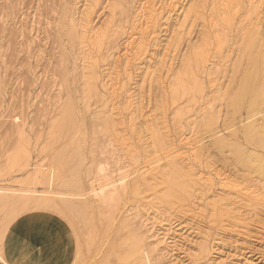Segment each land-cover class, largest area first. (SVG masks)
<instances>
[{"label": "rangeland", "instance_id": "obj_1", "mask_svg": "<svg viewBox=\"0 0 264 264\" xmlns=\"http://www.w3.org/2000/svg\"><path fill=\"white\" fill-rule=\"evenodd\" d=\"M144 1L0 0V188H11V190L33 189L37 193L49 190L56 195H53L52 199L58 200V203L66 201V204L70 205L69 207L75 213L72 216L76 221L72 222L73 225L75 222V225L71 227V225L69 226L71 223H66L62 216L59 215V210L50 209V211L49 209L42 210L29 207L27 210L18 213V217L15 218L9 230L13 226L18 227V236L23 242L25 241L24 244L28 247L29 255H36L39 252L43 253V249L46 247L43 246L45 241H49L51 238L57 239V235H65V240L70 243L69 251L66 255L70 259L75 260L76 263L73 260V264H85L86 262H88L86 264H121L117 257H111L110 259L104 257L112 243L120 245L121 242H118L119 238L120 241L126 239L129 232L137 235V238L143 244L145 243L148 250H152H147L151 255L148 254L150 256L149 259L151 258L150 264H264V206L261 208L256 207L257 211L252 206H250L252 210L249 209L246 206L248 202L245 200L246 204H243L244 201L242 202L239 187L241 186V189H243L247 187L246 185L249 186L251 184L260 186L261 183L264 184V179L258 176L255 177L256 174L254 175L250 172V178H252V181L255 180V182L249 181L250 178L248 177V179L246 178L248 184L246 181L242 182L245 179L243 176L247 172L243 175L239 166H230L232 162L230 161V156L227 155L228 153H224L225 157L227 156V159H225L226 163L222 154L209 146L208 148L206 145L208 144V139H210L211 130L215 127L222 129L225 134L228 133L229 125H224L222 120L230 116V108L227 109L228 95L240 79L239 71L242 68V61L239 66V62L237 61L241 58V52L238 47H242L239 40H242L243 43V38L240 36H242L241 33L244 32V27L247 24V20H249L245 17L246 15L248 16L245 12H247L249 0H235L236 4L234 0H232L233 3L229 0L233 4V6L229 5V7L227 6L229 1L224 0V2L226 1L224 5L227 7L222 3L220 9L219 4L221 5V1L219 2V0H173L175 2L164 0L167 3L163 0ZM147 1L150 3L153 1L155 4L152 2L147 5ZM217 1L218 3H216ZM254 1L258 7L257 10H260L259 17L262 19L260 21L263 23L262 29L264 31V0ZM168 2L170 6L173 3L174 5L170 7ZM189 2L192 3L190 4ZM138 3L144 4L145 7H152V4H154L152 8L154 9L155 16L152 18V22L148 24L147 29L141 30L143 34L136 35L134 44L125 45L130 42V40H127V37L133 32H131V24L135 20L133 16L135 15L134 17H136L138 15V13L136 14L137 9L142 7ZM156 4L157 6L159 5L158 8ZM225 8H229L227 9L228 11ZM158 9H163L160 11L162 14L157 13ZM187 9L190 14L189 12L188 14L186 13ZM223 9L226 10V13ZM211 10L214 13L213 15ZM184 13L187 15L184 16ZM251 16L253 17V15ZM251 16L248 18H251ZM78 17L79 19L85 18L78 20ZM224 17L228 19V22L226 19H222ZM72 22L79 25L74 24L76 27H73ZM89 22L91 26L88 24ZM69 25L71 28H74L71 39L68 37L71 29ZM83 26H86L87 30L90 29L88 37H92L93 32L96 30L101 33L104 30L103 33H105H102L103 36L100 42L95 43L92 41V38L89 40L84 39ZM76 28L79 31H76ZM94 29L96 30L93 31ZM116 29H119V31ZM80 31L81 33L83 32L82 35H79ZM75 32H79L78 35ZM151 32L154 34H151ZM75 35H77V39L81 37L80 40H77ZM135 42L139 43L141 48ZM232 42L234 43L232 44ZM132 51L135 52L133 53ZM125 52L128 56H126ZM121 53L124 55L122 54L123 56H121ZM200 53H203L205 58ZM192 54H194L195 58ZM162 57H164L163 60ZM229 61L234 64V67ZM119 66L121 67L119 68ZM147 67H150V69ZM151 69L153 70L151 71ZM189 70L192 77H195L198 83L197 85L195 82L196 86L192 83L190 89L193 90L189 94L190 96L175 87L177 81L187 84V80L189 81L191 77L188 76ZM127 71L129 72L127 73ZM153 71L158 72L154 73ZM147 72L151 76L147 75ZM229 74L231 77H229ZM113 82H115L114 85H117H115L117 91L114 95L117 94L115 97L111 95L110 100L109 96L110 92H112V87L110 86ZM230 82L231 85H229ZM103 85L104 87H102ZM108 88H110V92L108 90L107 94L106 90ZM219 88L220 91H218ZM220 92L223 96H221ZM118 96L119 98H116ZM190 97H193L192 103ZM131 100L132 103H130ZM188 101H190L189 104H187ZM216 108L221 110L220 113ZM68 109L69 111H67ZM202 109L206 110V112L208 111V115L210 112V115L213 117L218 112L221 117L218 120V125L211 126L210 129L208 128L209 131L205 126H202L201 112L203 111L200 112ZM240 114L244 116L245 112L241 111L235 115L236 121L239 120L237 118H239ZM163 128L166 129L164 130ZM205 128L206 130H204ZM55 130L56 133L54 132ZM153 131H155L154 135H152ZM209 132L211 133L207 135ZM203 133L206 135L204 136ZM194 137L195 139H204L205 148L201 150L198 149L200 147H197L194 150V156L189 159L190 161L184 160V162L182 161V163L178 164L184 168L181 169L184 171L183 173L189 174L192 170V172H212L211 174L215 172V174L219 173L221 176L228 177V180L231 177L228 182L232 184L227 183L230 186L234 185L233 182L239 186L237 188L234 185L233 188H236V190L234 189L233 191H230V186L228 187L229 189L226 186V189L221 186L219 188V183L214 179L212 188L211 186H207L208 188L205 186L206 189L203 187L200 192V188L197 189L196 187L194 189L195 187H193L194 190L192 188L191 191L188 190L190 194H181L179 197L180 199L182 198V202L178 198L177 200L175 199L176 201H171V199L167 198L169 200L168 203H161V201H158V198H161L163 195L164 184L162 185L160 182L161 176L158 174L160 171L161 173H165L172 167L171 165L169 167L168 160L165 159L164 154L167 148H169L168 146L172 148L173 145H180V138H188L192 142ZM205 138L208 139L205 141ZM164 139L168 141L166 142ZM20 147H23V149H18ZM206 147L208 150H206ZM154 153L158 155L157 159ZM24 154H27L29 158L26 165V167L28 166L27 168H22L25 160L23 158L25 157ZM153 160H158L159 163L156 165L152 164L153 167H158H155L157 175H153L152 178L154 176L159 177L152 179L149 175H140L142 171L147 168L149 169V163L150 161L153 162ZM197 160L199 163L196 162ZM50 166L58 169V176H55L47 187L43 176L45 177L46 172L52 169L49 168ZM37 167L39 168L37 171L40 170L38 175L36 171H33V168ZM98 169H103L100 174H97ZM41 171L43 176L41 175ZM120 176H123L122 182H119ZM97 177L101 182L104 179L106 180V177L107 180L109 177V180L111 178L114 179V181L113 179L111 181L116 183L114 184L116 186L114 187V192L118 196L117 201L119 205L111 209L108 207H98L99 204L96 199L91 198L92 195H90V187ZM257 178L258 180L260 178L263 180L256 181ZM263 184L261 186L264 187ZM243 185L245 186L243 187ZM233 188L231 187V189ZM132 189L138 191H136L137 195L131 193ZM159 192L162 194L160 193L161 195L159 194L158 196ZM228 192L230 193L229 196L231 195L230 200L233 199L235 204L232 212L238 215L241 214L238 217V215L236 216V214L230 212V214L232 213V217L235 215L234 219L232 218L233 221L231 218L227 219L223 214L216 216L213 214L215 212L210 206L214 198L217 196L221 198L222 195L224 197L221 200L226 198L224 201L229 203L230 200L229 202L227 200L229 198L225 197V195H228ZM219 193L222 195L220 194L219 196ZM212 196L215 197L211 199ZM231 197L234 198L231 199ZM237 198L239 204L235 202ZM239 198L241 201H239ZM151 201L154 202L152 203ZM240 202H242L240 207L243 205L244 208H240L242 211L239 212L238 205H240ZM227 203L224 202L222 205ZM81 204L83 206L85 204L84 207L86 209L83 216H80L79 207H81ZM228 207L231 210L232 205ZM235 207L239 210H234ZM196 208L197 210H195ZM221 208L224 209V212L228 210L226 207ZM191 210L195 213H191ZM246 210L248 212L251 210V217L245 216V214L250 215ZM243 211L247 213L244 214ZM256 212L258 213L257 216L255 215ZM6 214V211H0L1 222L7 218ZM153 214L154 216H152ZM212 215L215 216L212 217ZM84 216H88L89 219ZM168 216L171 217L169 218ZM221 216L224 218H221ZM253 216L256 217L253 219ZM84 219H87L88 222ZM245 220H249L248 222L250 223L247 229H245L247 225L242 226L245 224ZM237 222L243 224H236ZM87 223L89 224L87 225ZM122 223L125 224L123 225ZM167 226L171 230L167 229ZM165 227L166 229H164ZM76 239L79 241L78 244ZM195 243L201 244L197 245ZM203 244H206L208 247L207 255H204L200 251ZM154 248L156 249L155 251ZM44 252L45 255H50V250H44ZM90 258L94 261L89 262ZM77 259L79 261H76Z\"/></svg>", "mask_w": 264, "mask_h": 264}, {"label": "bare ground", "instance_id": "obj_2", "mask_svg": "<svg viewBox=\"0 0 264 264\" xmlns=\"http://www.w3.org/2000/svg\"><path fill=\"white\" fill-rule=\"evenodd\" d=\"M93 1V0H92ZM144 1V0H143ZM150 1V0H149ZM153 1H155V0H153ZM152 1V2H153ZM164 1V0H163ZM170 1H172V2H175V1H173V0H170ZM169 1V2H170ZM178 1V0H177ZM176 1V2H177ZM195 1V0H194ZM202 1V0H201ZM200 1V2H201ZM221 1V2H220ZM227 2L229 1V0H226ZM225 1V2H226ZM239 1V0H238ZM248 1V0H247ZM85 2V1H84ZM100 2V1H99ZM120 2V1H119ZM145 2V1H144ZM148 2V1H147ZM151 2V3H152ZM165 2V1H164ZM169 2H168V5H169ZM172 2H170V3H172ZM219 2L221 3V5L219 4V9H220V6H222V3H223V5H224V0L222 1V0H219ZM231 2L233 3V1L231 0ZM88 3V2H87ZM142 3V2H141ZM141 3H138V4H140L141 5ZM150 2H148L147 3V5L149 4ZM150 3V4H151ZM154 3V2H153ZM159 3V2H158ZM165 3H167V2H165ZM190 3V2H189ZM192 3V2H191ZM190 3V4H191ZM216 3H218V1L216 2ZM234 3L236 4V2H235V0H234ZM95 4V3H94ZM126 4V3H125ZM155 4V3H154ZM154 4H152L153 6H154ZM176 4V3H175ZM189 4V5H190ZM248 9H247V12H245V13H247L248 14V16L246 15L245 17L247 18V19H249V20H247V24H246V26L244 27V32H243V30H242V32L243 33H241L242 34V36H240L241 38H243V43H242V40H239V41H241V46L242 47H238V48H240V52H241V58L243 57V59H241V58H239L240 60H238L237 62H239V66H240V63H241V61H242V63H241V66H242V68H241V70L239 71V73H240V79H239V81L237 82V84H236V86H235V88H233L230 92H229V95H228V100H227V109L228 108H230V116H227L226 118H224L223 120H222V122L224 123V125L225 124H228L229 125V127H228V133L227 134H225L224 132H223V130L222 129H219V128H217V127H215L214 129H212L211 130V132H209V133H207V135L208 134H210L211 133V136L209 137L210 139H208L209 141H207L208 142V144H206L207 145V147L209 146V147H211V148H213V149H215L218 153H220V154H222V156H223V158H224V160L225 159H227V156L225 157V155H224V153H228L227 155L228 156H230V161L232 162V164H231V162H230V166H233V165H236V166H239L240 167V169H241V173H243V175H245L246 173L245 172H247V174L249 175H245V176H243V175H241V176H243L245 179L243 180V177H242V182H244V181H246V183L248 182L247 180H246V178L248 177V178H250V176H251V173L252 174H256L255 175V177H262L263 179H264V31H263V26H262V24L263 23H261V21H260V17H259V11L260 10H257V5H256V2L254 1V0H249L248 1ZM97 5V4H96ZM111 5V4H110ZM122 5V4H121ZM139 5V6H140ZM165 7H166V5L165 4H163ZM172 5H174V3L172 4ZM172 5L170 6V7H172ZM202 5V4H201ZM229 5H232L233 6V4H231L230 3V1H229V3H228V7H229ZM142 7L139 9V12H138V9H137V12H136V14L138 13V15L136 16V17H134L133 16V18L135 19L134 21H133V23L131 24L132 25V28H131V32L132 33H130V35H129V37H127L128 39L127 40H130V42H128V44L126 43L125 45H131L132 43L134 44V41H135V37H136V35H140L142 32H141V30H143V29H147V26H148V24L150 23V22H152L151 20H152V18H154V9L152 8V7H145L144 6V4L143 5H141ZM150 6V5H149ZM159 6V5H158ZM158 6H157V4H156V7L158 8ZM218 6V5H217ZM216 6V7H217ZM225 6V5H224ZM224 6H223V8H224ZM227 6H225V7H227ZM258 6H259V3H258ZM260 6H261V4H260ZM83 7V6H82ZM91 7V6H90ZM110 7V6H109ZM169 7V8H170ZM176 7V6H175ZM174 7V8H175ZM199 7V6H198ZM213 7V6H212ZM162 8V7H161ZM218 8V7H217ZM232 8V7H231ZM112 9V8H111ZM115 9V8H114ZM156 9V8H155ZM166 9V8H165ZM176 9V8H175ZM226 9V8H225ZM227 9H229V8H227ZM226 9V10H227ZM236 9V8H235ZM246 9V8H245ZM264 9V8H263ZM68 10V9H67ZM90 10V9H89ZM122 10H123V8H122ZM125 10V9H124ZM159 11H157V13H161L160 11H162V10H160V9H158ZM170 10V9H169ZM173 10V9H172ZM181 10H182V8H181ZM196 10V9H195ZM224 10V9H223ZM226 10H224L225 11V13H226ZM231 10H233V9H231ZM72 11V10H71ZM171 11V10H170ZM190 11H191V9H190ZM228 11V10H227ZM230 11V10H229ZM65 12H66V10H65ZM68 12H69V10H68ZM188 12H189V10L187 9V14H188ZM208 12V11H207ZM220 12V11H219ZM262 12V11H261ZM264 12V11H263ZM128 13V12H127ZM156 13V14H157ZM186 13H184L185 15L184 16H186L187 14ZM197 13V12H196ZM195 13V14H196ZM211 13H212V10H211ZM221 13H222V11H221ZM224 13V14H225ZM244 13V14H245ZM119 14V13H118ZM162 14V13H161ZM161 14H159L160 16H161ZM173 14V13H172ZM175 14V13H174ZM189 14H190V12H189ZM209 14V13H208ZM207 14V15H208ZM214 13H212V15H213ZM223 14V13H222ZM250 14V15H249ZM263 14V13H262ZM80 15H81V13H80ZM88 15V14H87ZM87 15H86V17H87ZM233 15V14H232ZM251 15H253V17L251 16ZM260 15H261V13H260ZM74 16V15H73ZM124 16V15H123ZM125 16H127V14H125ZM124 16V17H125ZM165 16V15H164ZM175 16V15H174ZM220 16V15H219ZM249 16H251V18H248ZM66 17V16H65ZM180 17V16H179ZM196 17V16H195ZM221 17H223V16H221ZM244 17V16H243ZM73 18V17H72ZM83 18V17H82ZM81 18V19H82ZM85 18V17H84ZM83 18V19H84ZM126 18V17H125ZM128 18V17H127ZM159 18V17H158ZM185 18V17H184ZM184 18H182L183 20H184ZM188 18V17H187ZM193 18V17H192ZM201 18V17H200ZM210 18V17H209ZM220 18V17H219ZM67 19V18H66ZM81 19H79V17H78V20H81ZM86 19H89V18H86ZM85 19V20H86ZM131 19V18H130ZM160 19V18H159ZM211 19V18H210ZM209 19V20H210ZM222 19H226L225 17L224 18H222ZM64 20V19H63ZM77 20V21H78ZM84 20V21H85ZM133 20V19H132ZM161 20V19H160ZM164 20V19H163ZM194 20V19H193ZM215 20V19H214ZM228 19H226V21H227ZM262 20V19H261ZM124 21H125V19H124ZM130 21V20H129ZM156 21V20H155ZM221 21H223V20H221ZM220 21V22H221ZM81 22V21H80ZM86 22V21H85ZM88 22V21H87ZM132 22V21H131ZM184 22V21H183ZM192 22V21H191ZM205 22V21H204ZM203 22V23H204ZM209 22V21H208ZM218 22V21H217ZM224 22V21H223ZM228 22V21H227ZM154 23V22H153ZM153 23H152V26H153ZM206 23V22H205ZM215 23V22H214ZM239 23V22H238ZM71 24V23H70ZM75 25H79V24H76V23H74ZM73 24V22H72V26L73 27H76L75 25ZM89 25L91 24L90 22L88 23ZM176 24V23H175ZM190 24V23H189ZM220 24H222V23H220ZM224 24V23H223ZM230 24V23H229ZM63 25V24H62ZM88 25V26H89ZM242 25V24H241ZM81 26V25H80ZM79 26V28L82 30V28ZM87 26V25H86ZM86 26H83L84 27V34H83V36H84V39H91L92 38V41L93 42H100V40H101V38H102V36H103V34L105 33H103V31H102V33L101 32H99V31H97L96 29H94L93 31H95V32H93L94 34H93V36L92 37H88L87 35H88V33H89V30L90 29H88L87 30V28H86ZM91 26V25H90ZM129 26V25H128ZM127 26V27H128ZM179 26V25H178ZM190 26V25H189ZM240 26V25H239ZM62 27V26H61ZM69 27L71 28V26L69 25ZM71 28L70 29V32H69V36L68 37H70V39L73 37V33H72V31H74L73 29L74 28ZM122 27V26H121ZM131 27V26H130ZM129 27V28H130ZM151 27V26H150ZM149 27V28H150ZM222 27V26H221ZM77 28H78V26H77ZM77 28H76V31H79V30H77ZM94 28V27H93ZM175 28V27H174ZM219 28H220V26H219ZM205 29V28H204ZM240 29V28H239ZM69 30V29H68ZM100 31H101V29H99ZM116 30H118L119 31V29H116ZM150 30V29H149ZM211 30V29H210ZM213 30V29H212ZM225 30V29H224ZM151 31V30H150ZM216 31V30H215ZM129 32H130V30H129ZM146 32V31H145ZM144 32V33H145ZM154 32V31H153ZM208 32V31H207ZM217 32H218V30H217ZM216 32V33H217ZM78 33L79 32H75V34H77L78 35ZM83 33V32H82ZM82 33H81V31H80V34L79 35H82ZM155 33V32H154ZM154 33H152L151 32V34H154ZM174 33V32H173ZM216 33H214L215 35H218V34H216ZM232 33V32H231ZM238 33H240V32H238ZM237 33V34H238ZM67 34V33H66ZM143 34V33H142ZM178 34V33H177ZM240 34V35H241ZM77 35H75L76 36V39H77ZM109 35V34H108ZM147 35V34H146ZM204 35V34H203ZM202 35V36H203ZM209 35V34H208ZM212 35V34H211ZM239 35V34H238ZM152 36V35H151ZM79 37V36H78ZM116 37V36H115ZM174 37V36H173ZM179 37V36H178ZM205 37V36H204ZM216 37H218V36H216ZM216 37H214V38H216ZM67 38V37H66ZM81 38V37H80ZM80 38H78L79 40H80ZM114 38V37H113ZM146 38H148V37H146ZM154 38V37H153ZM200 38V37H199ZM213 38V37H212ZM237 38V37H236ZM241 38H239V39H241ZM76 39H74V40H76ZM77 39V40H78ZM104 39V38H103ZM202 39H205V38H202ZM221 39V38H220ZM76 40V41H77ZM127 40H126V42H127ZM138 40V39H137ZM140 40V39H139ZM209 40V39H208ZM147 41V40H146ZM71 42V41H70ZM78 42V41H77ZM103 42V41H102ZM177 42V41H176ZM183 42H184V40H183ZM198 42V41H197ZM137 42H135V44H136ZM199 43V42H198ZM197 43V44H198ZM200 43H201V41H200ZM234 42H232V44H233ZM237 43V42H236ZM78 44V43H77ZM80 44V43H79ZM138 44V46H139V43H137ZM73 45V44H72ZM102 45V44H101ZM113 45V44H112ZM237 45V44H236ZM75 46V45H74ZM90 46V45H89ZM133 46V45H132ZM131 46V47H132ZM197 46V45H196ZM235 46V45H234ZM100 47V46H99ZM117 47V46H116ZM126 47H128V46H126ZM130 47V48H131ZM140 47V46H139ZM138 47V48H139ZM76 48H77V46H76ZM109 48V47H108ZM114 48V47H113ZM124 48V47H123ZM130 48H128V49H130ZM136 48V47H135ZM141 48V47H140ZM166 48V47H165ZM82 49V48H81ZM100 49V48H99ZM170 49H171V47H170ZM209 49V48H208ZM117 50V49H116ZM132 50V49H131ZM167 50H168V48H167ZM233 50V49H232ZM126 51H127V49H126ZM141 51V50H140ZM239 51V50H238ZM237 51V52H238ZM128 52H130V50H128ZM127 52V53H128ZM133 52V51H132ZM135 52V51H134ZM133 52V53H134ZM189 52V51H188ZM226 52V51H225ZM236 52V53H237ZM240 52H239V54H240ZM102 53V52H101ZM107 53V52H106ZM144 53V52H143ZM191 53V52H190ZM229 53H230V51H229ZM113 54V53H112ZM123 53H121V56H123L122 55ZM125 54H126V52H125ZM130 54V53H129ZM187 54V53H186ZM203 54V53H202ZM201 53H200V55H202ZM235 54V53H234ZM135 55H136V53H135ZM138 55H139V53H138ZM193 56H194V54H192ZM200 55H199V57H200ZM227 55V54H226ZM231 55H233V54H231ZM120 56V55H119ZM126 56H128L127 54H126ZM130 56H132V55H130ZM129 56V57H130ZM207 56V55H206ZM114 57V56H113ZM128 57V58H129ZM137 57V56H136ZM169 57V56H168ZM171 57V56H170ZM173 57V56H172ZM197 57V56H196ZM203 57H204V54H203ZM224 57V56H223ZM81 58V57H80ZM120 58V57H119ZM118 58V59H119ZM127 58V57H126ZM132 58V57H131ZM163 58L164 57H162V60H163ZM194 58H195V56H194ZM205 58V57H204ZM229 58H230V56H229ZM233 58V57H232ZM117 59V58H116ZM122 59V58H121ZM182 59V58H181ZM190 59V58H189ZM120 60V59H119ZM119 60H116V61H119ZM170 60V59H169ZM172 60V59H171ZM236 60H237V58H236ZM116 61H114V62H116ZM126 61H128V60H126ZM205 61V60H204ZM203 61V62H204ZM231 61V60H230ZM229 61V62H230ZM234 61V60H233ZM125 62V61H124ZM123 62V63H124ZM132 62V61H131ZM179 62H181V61H179ZM235 62V61H234ZM236 62V63H237ZM82 63V62H81ZM122 63V64H123ZM127 63H130V62H127ZM196 63V62H195ZM230 63H232V62H230ZM119 64V63H118ZM126 64V63H125ZM201 64H202V61H201ZM227 64V63H226ZM233 64V63H232ZM129 65V64H128ZM153 65V64H152ZM185 65V64H184ZM117 66V65H116ZM127 66V65H126ZM162 66V65H161ZM160 66V67H161ZM189 66V65H188ZM200 66V65H199ZM230 66H231V64H230ZM237 66H238V63H237ZM237 66H235V67H237ZM121 66H119V68H120ZM124 67V66H123ZM232 67V66H231ZM233 67H234V64H233ZM125 68H127V67H125ZM148 69H150V67H147ZM224 68H225V66H224ZM238 68V67H237ZM117 69V71H118V67L116 68ZM141 69V68H140ZM227 69H228V67H227ZM230 69H232V68H230ZM234 69V68H233ZM236 69V68H235ZM86 70V69H85ZM153 69H151V71H152ZM171 70V69H170ZM213 70H215V69H213ZM95 71V70H94ZM117 71H116V73H117ZM123 71V70H122ZM154 71H155V69H154ZM153 71V72H154ZM212 71V70H211ZM236 71V70H235ZM82 72V71H81ZM129 71H127V73H128ZM156 72H158V71H156ZM156 72H154V73H156ZM189 72V75L188 76H191L190 77V80L188 81L187 80V84H183L184 82H180V81H177L176 83H175V87L177 88V89H181L182 90V92L183 93H186V94H191V92H192V90L193 89H190L191 88V86H192V83H194V85L196 86V83H197V80H196V78L194 77H192V74H191V72H190V70L188 71ZM226 72H228V71H226ZM109 73V72H108ZM125 73V72H124ZM123 73V74H124ZM166 73V72H165ZM181 73V72H180ZM184 73V72H183ZM202 73V72H201ZM233 73H234V71H233ZM149 74V72H147V75ZM206 74V73H205ZM213 74V73H212ZM236 74V73H235ZM103 75V74H102ZM112 75H114V74H112ZM129 75V74H128ZM145 75H146V73H145ZM147 75H146V77H147ZM178 75V74H177ZM182 75V74H181ZM201 75H203V74H201ZM215 75V74H214ZM115 76V75H114ZM114 76H112L113 78H114ZM120 76V75H119ZM149 76H151V74H149ZM156 76V75H155ZM93 77V76H92ZM163 77V76H162ZM229 77H231L230 76V74H229ZM233 77H234V75H233ZM84 78V77H83ZM91 78V77H90ZM150 78V77H149ZM167 78V77H166ZM178 78H180V77H178ZM182 78V77H181ZM109 79H111V78H109ZM160 80V79H159ZM158 80V81H159ZM180 80V79H179ZM111 81V80H110ZM214 81H215V79H214ZM213 81V82H214ZM233 81V80H232ZM231 81V82H232ZM117 82V81H116ZM148 82H149V80H148ZM172 82H174L173 80H172ZM196 82V83H195ZM231 82H230V84L229 85H231ZM236 82V81H235ZM114 83L115 82H113V83H111V86H110V84H109V86L110 87H112L111 89V91L112 92H110V88H108L107 90H106V92L108 91V92H110L109 94H110V96H109V99H110V97H111V95H113L114 97H115V95L117 94H115L114 95V93L117 91V89L115 88L116 86L114 85ZM211 83V82H210ZM233 83V82H232ZM104 84H106V83H104ZM107 84H108V82H107ZM121 84V83H120ZM125 84V83H124ZM123 84V85H124ZM160 84V83H159ZM162 84V83H161ZM172 84V83H171ZM235 84V83H234ZM197 85H198V83H197ZM213 85V84H212ZM219 85V84H218ZM217 86V85H216ZM221 86V85H220ZM102 87H104V85L102 86ZM106 87V86H105ZM150 87V86H149ZM168 87V86H167ZM219 87V86H218ZM217 87V88H218ZM221 87H223V86H221ZM120 88H122L121 86H120ZM173 88V87H172ZM199 88V87H198ZM230 88V87H229ZM227 89V91H228V87L226 88ZM199 90V89H198ZM201 90H203V89H201ZM98 91V90H97ZM168 91H169V89H168ZM167 91V92H168ZM196 91H197V89H196ZM218 91H220V88H219V90ZM108 92H107V94H108ZM125 92V91H124ZM165 92V91H164ZM170 92V91H169ZM181 92V91H180ZM198 93H199V91H197ZM196 92V93H197ZM173 93V92H172ZM171 93V94H172ZM129 94V93H128ZM175 95H176V93H174ZM193 94H194V92H193ZM220 94H221V92H220ZM119 95V94H118ZM201 95V94H200ZM105 96V95H104ZM131 96V95H130ZM190 96V95H189ZM191 96H193V95H191ZM221 96H223L222 94H221ZM102 97V96H101ZM184 97V96H183ZM186 97H187V95H186ZM116 98H119V96L118 97H116ZM128 98H130V97H128ZM171 98V97H170ZM169 98V99H170ZM177 98V97H176ZM191 99H190V101H191V103L193 102V97H190ZM173 99H175V98H173ZM111 100V99H110ZM112 100H113V97H112ZM115 100V99H114ZM128 100V99H127ZM182 100H183V98H182ZM186 100V99H185ZM219 100V99H218ZM116 101V100H115ZM130 101V100H129ZM170 101H171V99H170ZM190 101H188V103L187 104H189V102ZM110 102V101H109ZM114 102V101H113ZM106 103V102H105ZM130 103H132V100H131V102ZM208 103V102H207ZM107 104V103H106ZM109 105H110V103H108ZM114 104V103H113ZM211 104V103H210ZM117 105V104H116ZM115 105V106H116ZM125 105H128V104H125ZM132 105V104H131ZM134 105V104H133ZM137 105V104H136ZM166 105V104H165ZM185 105V104H184ZM208 105V104H207ZM206 105V106H207ZM226 105V104H225ZM111 106V105H110ZM185 106H187V105H185ZM71 107V106H70ZM76 107V106H75ZM112 108V107H111ZM123 108V107H122ZM126 108V107H125ZM130 108H131V106H130ZM187 108V107H186ZM204 108H206V107H204ZM214 108H215V106H214ZM213 108V110L215 111V109ZM220 108V107H219ZM226 108V107H225ZM127 109V108H126ZM166 109V108H165ZM185 109V108H184ZM212 109V108H211ZM217 109V108H216ZM123 110V109H122ZM129 110V109H128ZM164 110V109H163ZM175 110V109H174ZM181 110V109H180ZM190 110V109H189ZM209 110V109H208ZM213 110H212V112H213ZM218 110V109H217ZM67 111H69V109L67 110ZM131 111H132V109H131ZM166 111V110H165ZM201 111H203V112H201ZM220 111L221 110H218V112L220 113ZM241 111H244L245 112V115L243 116V115H241L240 114V116H239V118H237V119H239L238 121H236V119H235V115H237L238 113H240ZM108 112V111H107ZM124 112V111H123ZM130 112V111H129ZM200 112H201V120H202V122H203V125L202 126H205L206 128H207V130H208V128L210 129L211 128V126L212 127H214V125H216L219 121V119L221 118L220 116H219V113L217 112V114H215L214 115V117L212 116V115H210V112H209V115H208V111L206 112V110L204 111V109H202V110H200ZM211 112V113H212ZM184 113V112H183ZM213 113H215V112H213ZM212 113V114H213ZM226 113V112H225ZM224 113V114H225ZM189 115V114H188ZM216 116V117H215ZM130 117V116H129ZM138 118V117H137ZM189 118V117H188ZM128 119V118H127ZM61 120V119H60ZM59 120V121H60ZM179 120V119H178ZM189 120V119H188ZM58 121V120H57ZM62 121V120H61ZM228 121V122H227ZM117 122V121H116ZM221 122V123H222ZM156 123V122H155ZM223 123H222V125H223ZM135 124V123H134ZM166 124V123H165ZM99 125V124H98ZM148 125V124H147ZM161 125V124H160ZM218 125V124H217ZM216 125V126H217ZM58 126V125H57ZM171 126H173V125H171ZM183 127V126H182ZM222 127V126H221ZM224 127H226V126H224ZM186 128V127H185ZM203 128V127H202ZM206 128L204 129V130H206ZM227 128V127H226ZM162 129V128H161ZM164 129V128H163ZM166 129V128H165ZM164 129V130H165ZM173 129V128H172ZM180 129V128H179ZM194 129V128H193ZM224 129V128H223ZM168 130V129H167ZM124 131V130H123ZM169 131V130H168ZM173 131V130H172ZM209 131V130H208ZM55 133H56V130L54 131ZM53 132V133H54ZM174 132V131H173ZM184 132V131H183ZM60 133V132H59ZM165 133V132H164ZM168 133V132H167ZM170 133V132H169ZM206 133V132H205ZM155 134V131H153V133H152V135H154ZM191 134V133H190ZM158 135V134H157ZM164 135V134H163ZM197 135V134H196ZM199 135V134H198ZM203 135H204V133H203ZM206 135V134H205ZM204 135V136H205ZM61 136V135H60ZM76 136V135H75ZM190 136V135H189ZM80 137V136H79ZM158 137V136H157ZM160 137V136H159ZM165 137H167L166 135H165ZM207 137V136H206ZM140 138V137H139ZM159 139V138H158ZM169 139V138H168ZM171 139V138H170ZM169 139V140H170ZM177 139V138H176ZM181 140L179 141V143H180V145L178 144L177 146H174L173 145V147L171 148L170 146H168L169 148H167V151L165 152V154H164V157H165V159H167L168 160V165H169V167H170V165L172 166V167H170V169H169V171H167V172H165V170H164V172L166 173H161V171H160V173L158 174L159 176H161V183H162V185H163V187H164V189L162 190V191H164L163 192V195L161 196V198L159 197L158 199V201H161V203H168V199H171V201L172 200H177V198L178 199H180V195L182 194V195H186V193H188V190L189 191H191L192 189H193V187H195L194 189H196V187H197V189H199V191L201 192V188H203V187H207V186H211V188H212V185H213V182H214V179L215 180H217V183H219V185H218V187L219 188H221V187H224V189H226L225 188V186L228 188L230 185L229 184H227V183H230V182H228V181H230V178H229V180L225 177V176H221V175H219V173L218 174H215V172H213V174H211L210 172L209 173H203V172H190L189 174H186V173H183L184 171H182L181 169H184L182 166L180 167V165H178L179 163H182V161L184 162V160H189L190 158H192L193 156H194V150H196V148L197 147H200V148H198V149H203V148H205V143H203V140L204 139H198V138H196L195 139V137H194V140L191 142L190 140H188V138H180ZM206 138H205V141L207 140ZM163 140V139H162ZM172 140V139H171ZM192 140V139H191ZM63 141H64V138H63ZM78 141V140H77ZM164 141H168V140H165L164 139ZM151 142V141H150ZM160 142V141H159ZM69 143V142H68ZM154 146V145H153ZM18 147V146H17ZM27 147V146H26ZM72 147V146H71ZM206 147V150H208V148ZM21 148L23 149V147H20V148H18V149H20L21 150ZM82 149V148H81ZM169 149V150H168ZM68 150V149H67ZM210 150V149H209ZM215 150H213V151H215ZM23 151V150H22ZM82 151V150H81ZM147 151V150H146ZM149 152H150V150H148ZM215 151V152H216ZM23 152H26V151H23ZM21 153V152H20ZM59 153V152H58ZM91 153V152H90ZM155 153H157V152H155ZM154 153V155H156V159H157V154H155ZM23 154V153H22ZM131 154V153H130ZM143 154V153H142ZM148 154V153H147ZM146 154V155H147ZM162 154V155H163ZM205 154V153H204ZM25 155V157H23V155H22V157L23 158H25V160H24V165L22 166V168H27L26 167V165H27V162H28V160H29V158H28V155L27 154H24ZM153 155V156H154ZM219 155V154H218ZM63 156V155H62ZM61 156V157H62ZM60 157V159H62ZM128 157V156H127ZM151 157H152V155H151ZM200 157V156H199ZM205 157V156H204ZM214 157V156H213ZM221 157V156H220ZM70 158V157H69ZM148 158V157H147ZM209 158V157H208ZM222 158V159H223ZM59 159V160H60ZM204 159V158H203ZM228 159H229V157H228ZM14 160V159H13ZM137 160V159H136ZM194 160V159H193ZM206 160V159H205ZM204 160V161H205ZM18 161V160H17ZM16 161V162H17ZM145 161V160H144ZM190 161V160H189ZM220 161V160H219ZM226 161V160H225ZM82 162V161H81ZM104 162V161H103ZM154 162V163H153ZM153 162H151L150 161V163H149V169L147 168V169H145L144 171H142L141 172V174L140 175H143V176H146V175H149V177L151 176V178H152V176L153 175H155L156 174V168H158V167H153L152 166V164H157V163H159L158 162V160H153ZM196 162H198V160L196 161ZM91 163V162H90ZM138 163V162H137ZM187 163V162H186ZM199 163V162H198ZM226 163H227V161H226ZM136 164V163H135ZM185 164V163H184ZM228 164H229V162H228ZM227 164V166L228 167H230L229 165ZM91 165V164H90ZM103 165V164H102ZM121 165V164H120ZM138 165V164H137ZM167 165V164H166ZM167 165V166H168ZM194 165V164H193ZM195 165H196V163H195ZM200 165H202V164H200ZM226 165V164H225ZM18 166V165H17ZM21 166V165H20ZM62 166V165H61ZM71 166V165H70ZM101 166V165H100ZM117 166V165H116ZM166 166V167H167ZM205 166V165H204ZM111 167V166H110ZM201 167V166H200ZM41 168V167H40ZM49 168H52V166H50ZM56 168V167H55ZM54 167L50 170L49 169V171L48 172H46V176L44 177L43 175H42V171H41V175L43 176V178H44V180H45V182H46V185H47V187L49 186V184L52 182V180H53V178L55 177V176H58V169H55ZM89 168H90V166H89ZM139 168H140V166H139ZM192 168V167H191ZM34 170L33 171H36L37 172V175H38V173H40L39 171H37V169H39L38 167L37 168H33ZM141 169V168H140ZM199 169V168H198ZM209 169V168H208ZM234 169V168H233ZM235 169H237V168H235ZM42 170V169H41ZM102 170L103 169H98V171H97V174H100V172H102ZM160 170H162L161 168H160ZM191 170V169H190ZM210 170V169H209ZM217 170V169H216ZM89 171V170H88ZM92 171V170H91ZM215 171V170H214ZM237 171H238V169H237ZM158 172H159V170H158ZM187 172V171H186ZM221 172V171H220ZM251 172V173H250ZM85 173H87V172H85ZM91 173V172H90ZM95 173V172H94ZM105 173H106V171H105ZM104 173V174H105ZM245 173V174H244ZM250 173V174H249ZM111 175V174H110ZM157 175V174H156ZM225 175V174H224ZM96 176H98V175H96ZM101 176H103V175H101ZM159 176H154L153 178H157V177H159ZM227 176V175H226ZM238 176V175H237ZM240 176V177H241ZM87 177V176H86ZM99 177V176H98ZM97 177V179L93 182V184L91 185V187H90V195H92L91 196V198H95L96 199V201H97V203L99 204L98 205V207H108V208H113L114 206H117V205H119L118 204V201H117V199H118V196H117V194L114 192V190H115V188L114 187H116L114 184H116V183H114L113 181H114V179L113 178H111V180L113 179V181H111V180H109V178H108V180H107V177H106V180L104 179V181L103 182H101L100 181V179ZM135 177V176H134ZM141 177V176H140ZM236 177V176H235ZM239 177V178H240ZM253 177V176H252ZM254 177V178H255ZM117 178H118V176H117ZM117 178H115V179H117ZM152 178V179H153ZM247 178V179H248ZM253 178V179H254ZM70 179V178H69ZM148 179V178H147ZM235 179V178H234ZM252 178H250L249 179V181H251L252 183H253V181L255 182V180H251ZM256 179V178H255ZM263 179H261L260 178V180H258V178H257V180L256 181H261V180H263ZM63 180V179H62ZM122 180H123V176H120L119 177V182H122ZM155 180V179H154ZM238 180H240V179H238ZM116 181H118V180H116ZM236 181V180H235ZM241 181V180H240ZM239 181V182H240ZM159 182V183H160ZM76 183V182H75ZM74 183V184H75ZM84 183V182H83ZM145 183V182H144ZM152 183V182H151ZM246 183H245V185H246ZM119 184V183H118ZM135 184V183H134ZM153 184V183H152ZM230 184H232V183H230ZM233 184L235 185V187L237 186L234 182H233ZM238 184V183H237ZM244 184V183H243ZM248 184V183H247ZM258 184H260V183H258ZM263 183H261V185H262ZM77 185V184H76ZM84 185V184H83ZM120 185V184H119ZM228 185V186H227ZM233 185V186H234ZM242 185V184H241ZM245 185H243V187L245 186ZM256 186V185H246L247 187H244L243 189H241V186H239L240 187V196L242 197L241 199H242V202L245 200L246 202H248V204L246 205V206H248L249 207V209H251V207L250 206H252V207H254V209L257 207V208H261L262 206H264V187L263 186ZM264 185V184H263ZM90 186V185H89ZM143 186H145V185H143ZM150 186H152V185H150ZM157 186V185H156ZM221 186V187H220ZM233 186H230L229 188H230V191L232 190H236V188H233ZM238 186H237V188H238ZM86 187V186H85ZM122 187V186H121ZM120 187V188H121ZM125 187V186H124ZM142 187V186H141ZM206 187H205V189H206ZM231 187L233 188V189H231ZM117 188H119V187H117ZM140 188V187H139ZM156 188V187H155ZM192 188V189H191ZM208 188V187H207ZM228 188V189H229ZM71 189V188H70ZM152 189H153V187H152ZM159 189V188H158ZM193 189V190H194ZM223 189V190H224ZM139 190V189H138ZM151 190V189H150ZM149 190V191H150ZM122 191V190H121ZM136 189H132L131 190V193L132 194H136L137 195V193H136ZM143 191V190H142ZM153 191V190H152ZM156 191V190H155ZM154 191V192H155ZM160 191H161V189H160ZM198 191V190H197ZM227 191V190H226ZM238 191V190H237ZM236 191V192H237ZM62 192V191H61ZM68 192V191H67ZM86 192V191H85ZM116 192H117V190H116ZM124 192V191H123ZM129 192V191H128ZM138 192V191H137ZM204 192V191H203ZM207 192V191H206ZM59 193V192H58ZM143 193V192H142ZM145 193V192H144ZM153 193V192H152ZM161 192H159L158 193V196H159V194H160ZM184 193V194H183ZM205 193V192H204ZM222 193H223V191H222ZM61 194V193H60ZM150 194V193H149ZM157 194V193H156ZM162 194V193H161ZM160 194V195H161ZM188 194H190V192L188 193ZM187 194V195H188ZM206 194V193H205ZM220 194L221 193H219L218 195L220 196ZM229 192H228V195L226 196L225 195V197H228L229 199H227L228 200V202H229V200H230V196H229ZM56 196L53 192H51V191H49V190H45V191H43L42 193H37V191H35V190H33V189H16V190H11V188L10 189H8V188H0V211H6V215H7V218L5 219V220H2V222L0 223V263H4V264H6V262H5V260H4V258H3V251L5 250V248H6V244H5V238H6V233H8V231H9V228H10V226H11V224L14 222V220H15V218L16 217H18V213L19 212H23V211H25V210H27L29 207H33L34 209H42V210H50V209H56V210H59V215H61L62 216V218H63V220L66 222V223H71V224H69V226L71 225V227L73 226L74 227V225H75V220H74V217L72 216V214L74 213L72 210H71V208L69 207L70 205H68V204H66V201H61L62 203H58L59 201L58 200H54V199H52V196ZM65 195H67V194H65ZM74 195V194H73ZM89 195V194H88ZM150 195H152V194H150ZM204 195V194H203ZM222 195V194H221ZM68 196H69V194H68ZM145 196V195H144ZM157 196V197H158ZM201 196V195H200ZM233 196V195H232ZM234 196H237V195H234ZM240 196H238V197H240ZM60 197H61V195H60ZM62 197H65V196H62ZM70 197V196H69ZM78 197V196H77ZM77 197H75V198H77ZM141 197H142V195H141ZM170 197V198H169ZM172 197H174V199H172ZM182 197H184V196H182ZM215 197V196H214ZM213 196L211 197V199H213L214 198ZM222 197H224L223 195H222ZM221 197V198H222ZM56 198V197H55ZM168 198V199H167ZM218 198V196L216 197V198H214V200L215 199H217ZM221 198L219 197L217 200H213L212 201V205H210L211 207H212V210L215 212V213H213V214H215L216 216H220V215H224L227 219H229V218H233L235 215L234 214H236V213H234V212H232V209L234 208L233 206H235V204H234V200L232 199V198H234V197H231V199L233 200V202H231L232 200H230V202L229 203H227V201H224L226 198H224L223 200H221ZM66 199V198H65ZM167 199V201H165ZM236 199V198H235ZM81 200V199H80ZM156 200V199H155ZM175 200V201H176ZM182 200V198L180 199V202H182L181 201ZM184 200V199H183ZM194 200V199H193ZM73 201V200H72ZM140 201V200H139ZM185 201V200H184ZM191 201V200H190ZM210 201V200H209ZM223 201V203L224 202H226L227 204H224V205H222L221 204V202ZM239 201H241L240 200V198H239ZM245 201L243 202V204H246L245 203ZM117 202V203H116ZM152 202V201H151ZM154 202V201H153ZM152 202V203H153ZM156 202H157V200H156ZM179 202V201H178ZM235 202L237 203L238 202V198H237V200H235ZM242 202H240V205H238V208L240 209V208H244L243 207V205H242V207H240L241 206V203ZM200 203V202H199ZM210 203V202H209ZM76 204V203H75ZM159 204H160V202H159ZM192 204V203H191ZM195 204V203H194ZM238 204H239V202H238ZM72 205H74V204H72ZM149 205H150V203H149ZM158 205V204H157ZM173 205V204H172ZM190 205V204H189ZM204 205V204H203ZM231 205H232V207H231ZM81 207H79V210H80V216H83L84 214L83 213H85L84 212V210H86L85 209V204H84V206H83V204H81L80 205ZM145 206V205H144ZM151 206V205H150ZM160 206V205H159ZM163 206V205H162ZM161 206V207H162ZM194 206V205H193ZM226 207V209H228L229 207L228 206H230L231 208V210H225L226 212H224V209H222L221 207H223V208H225ZM86 207H88V206H86ZM154 207V206H153ZM163 207H165V206H163ZM168 207V206H167ZM166 207V208H167ZM175 207V206H174ZM185 207V206H184ZM190 207H192V206H190ZM196 207V206H195ZM194 207V208H195ZM201 207V206H200ZM203 207V206H202ZM236 207H237V205H236ZM236 207H235V209L234 210H239L238 208L236 209ZM76 208V207H75ZM116 208V207H115ZM118 208V207H117ZM152 208V207H151ZM157 208H159V207H157ZM171 208V207H170ZM173 208V207H172ZM209 208V207H208ZM145 209H147V208H145ZM152 209H154V208H152ZM165 209V208H164ZM184 209V208H183ZM187 209V208H186ZM247 209V208H246ZM155 210V209H154ZM163 210V209H162ZM170 210V209H169ZM193 211H194V209H192ZM190 211L191 213L193 212V211ZM195 210H197V208L195 209ZM200 210V209H199ZM205 210V209H204ZM233 210V211H234ZM252 210V209H251ZM251 210H249V212H248V214L250 213V215H246L245 213H247V212H244L243 211V213L245 214V216H250L251 217ZM256 210V209H255ZM263 210V209H262ZM51 211V210H50ZM145 211V210H144ZM182 212H183V210H181ZM240 211H242V209H240L239 210V212ZM257 211V210H256ZM149 212V211H148ZM151 212V211H150ZM162 212V211H161ZM201 212V211H200ZM224 212V213H223ZM230 212H232V213H234L233 215V217L231 216L232 215V213L230 214ZM239 212H237V213H239ZM259 212H260V210H259ZM113 213V212H112ZM139 213V212H138ZM146 213V212H145ZM163 213V212H162ZM167 213V212H166ZM188 214H189V212H187ZM193 213H195V212H193ZM218 215H217V214ZM75 214V213H74ZM198 214H199V212H198ZM252 214H255V213H252ZM257 212H256V216H257ZM138 215V214H137ZM168 215V214H167ZM191 215V214H190ZM189 215V216H190ZM214 215V216H215ZM238 214H236V216H237ZM241 214H239L238 215V217L240 216ZM260 215H261V213H260ZM2 216V215H1ZM92 216V215H91ZM113 216V215H112ZM149 216V215H148ZM152 216H154V214L152 215ZM165 216V215H164ZM213 215H212V217H214ZM256 216H253V219H254V217H256ZM6 217V216H5ZM79 217V216H78ZM84 217H86V216H84ZM107 217V216H106ZM109 217V216H108ZM134 217H136V216H134ZM169 217V216H168ZM167 217V218H168ZM171 217V216H170ZM169 217V218H170ZM173 217V216H172ZM237 217V218H238ZM243 217H244V215H243ZM81 218V217H80ZM83 218V217H82ZM86 218H88V216L86 217ZM152 218H154V217H152ZM200 218V217H199ZM216 218V217H215ZM221 218H224L223 216H221ZM242 218V217H241ZM261 218V217H260ZM2 219V218H1ZM89 219V218H88ZM111 219H112V217H111ZM141 219V218H140ZM139 219V220H140ZM146 219V218H145ZM156 219V218H155ZM154 219V220H155ZM217 219H218V217H217ZM234 219V218H233ZM233 219H232V221H233ZM243 219V218H242ZM245 219V218H244ZM247 219V218H246ZM249 219V218H248ZM259 219V218H258ZM77 220H78V218H77ZM86 222H88L87 221V219H84ZM119 220H121V219H119ZM168 220V219H167ZM172 220H173V218H172ZM239 220V219H238ZM73 221H75L74 222V225L72 224V222ZM131 221V220H130ZM148 221V220H147ZM246 221V220H245ZM249 221V220H248ZM248 221H246V222H248ZM102 222V221H101ZM110 222V221H109ZM154 222V221H153ZM235 222V221H234ZM241 222V221H240ZM246 222H244L245 224H241V223H239V222H237L236 224H241L242 226H244V225H247L246 226V228L245 229H247V227H248V225L250 224L249 222L248 223H246ZM251 222V221H250ZM121 223V222H120ZM119 223V224H120ZM223 223V222H222ZM89 223H87V225H88ZM123 224V223H122ZM125 224V223H124ZM123 224V225H124ZM135 224V223H134ZM133 224V225H134ZM141 224V223H140ZM144 224V223H143ZM152 224V223H151ZM155 224V223H154ZM160 224V223H159ZM252 224V223H251ZM82 225V224H81ZM128 225V224H127ZM132 225V224H131ZM221 225V224H220ZM239 225H236V226H239ZM144 226V225H143ZM160 226V225H159ZM234 226H235V224H234ZM242 226H240V227H242ZM251 226V225H250ZM70 227V228H71ZM152 227V226H151ZM155 227V226H154ZM168 227V226H167ZM183 227V226H182ZM108 228V227H107ZM130 228V227H129ZM185 228V227H184ZM197 228V227H196ZM73 229V228H72ZM71 229V230H72ZM95 229V228H94ZM123 229H125V228H123ZM146 229V228H145ZM154 229V228H153ZM164 229H166V227L164 228ZM167 229H170L171 230V228L170 227H168ZM200 229V228H199ZM203 229V228H202ZM155 230V229H154ZM206 230H207V228H206ZM209 230V229H208ZM74 231V230H73ZM113 231V230H112ZM121 231V230H120ZM166 231V230H165ZM201 231V230H200ZM203 231V230H202ZM135 232V231H134ZM150 232V231H149ZM172 232V231H171ZM117 233V232H116ZM169 233V232H168ZM199 233V232H198ZM206 233V232H205ZM204 233V234H205ZM138 234V233H137ZM142 234V233H141ZM146 234V233H145ZM164 234H165V232H164ZM170 234V233H169ZM176 234V233H175ZM181 234V233H180ZM202 234V233H201ZM75 235V234H74ZM166 235V234H165ZM164 235V236H165ZM198 235V234H197ZM203 235V234H202ZM208 236H209V234H207ZM212 235V234H211ZM76 237H77V235H75ZM75 236H74V238H75ZM87 236V235H86ZM138 236L137 235H135L133 232H129V234L127 235V237H126V239H124V240H122V241H120V238H119V240H118V242L120 243V245L119 244H117V243H112V245L110 246V248H109V250H107V253H106V256L104 257V258H111V257H117L118 258V260H119V262H121V264H150V259H149V257L151 256L150 255V253H148L147 252V250H148V248L145 246V243L143 244V242L140 240V239H138L137 238ZM162 237V236H161ZM218 237V236H217ZM173 238V237H172ZM189 238V237H188ZM203 238V237H202ZM219 238H220V236H219ZM83 239V238H82ZM118 239V238H117ZM151 239V238H150ZM163 239H166V238H163ZM171 239V238H170ZM77 240V239H76ZM81 240V239H80ZM108 240V239H107ZM147 240H149V239H147ZM152 240V239H151ZM156 240V239H155ZM144 241H145V239H144ZM164 241V240H163ZM163 241H162V243H163ZM208 241V240H207ZM78 240H77V244H78ZM158 242V241H157ZM168 242V241H167ZM202 242V241H201ZM205 242V241H204ZM203 242V243H204ZM76 243V242H75ZM151 243V242H150ZM190 243V242H189ZM159 244H161L160 242H159ZM195 244H197V243H195ZM198 244H201V243H198ZM197 244V245H198ZM196 245V246H197ZM146 248H145V247ZM202 246V245H201ZM155 247V246H154ZM158 247V246H157ZM157 247H156V249H157ZM212 247V246H211ZM197 248V247H196ZM152 249V248H151ZM155 248H154V251L156 250ZM171 249V248H170ZM157 250H159V249H157ZM96 251V250H95ZM148 251H152V250H148ZM165 251V250H164ZM163 251V252H164ZM200 251H201V253H203L204 255H207L208 254V247H207V245L205 244H203V246L200 248ZM212 251V250H211ZM160 252V251H159ZM77 253H78V251H77ZM96 253V252H95ZM150 256H149V255ZM93 255H95V254H93ZM92 255V256H93ZM99 255H100V253H99ZM98 255V256H99ZM163 255V254H162ZM168 256V255H167ZM170 256H172V255H170ZM192 257V256H191ZM88 258V257H87ZM166 258V257H165ZM95 259V258H94ZM74 260V259H73ZM93 259H91L90 258V260H88L89 262L90 261H92ZM155 260V259H154ZM166 260V259H165ZM205 260H206V258H205ZM76 261H79L78 259L76 260ZM82 261V260H81ZM94 261V260H93ZM92 261V262H93ZM73 262V261H72ZM74 262H75V260H74ZM193 262V261H192ZM76 263V262H75ZM74 263V264H75ZM86 263H88V262H86ZM85 263V264H86ZM117 263H118V261H117ZM164 263V262H163ZM218 263V262H217ZM7 264H9L8 262H7ZM165 264V263H164Z\"/></svg>", "mask_w": 264, "mask_h": 264}, {"label": "crops", "instance_id": "obj_3", "mask_svg": "<svg viewBox=\"0 0 264 264\" xmlns=\"http://www.w3.org/2000/svg\"><path fill=\"white\" fill-rule=\"evenodd\" d=\"M18 227H12L6 233V248L3 251V258L7 264H73V259L67 257L70 243L65 240V235H57V239L45 241L43 253L29 255L28 247L18 236ZM44 250H50V255H45ZM4 264V263H0Z\"/></svg>", "mask_w": 264, "mask_h": 264}]
</instances>
